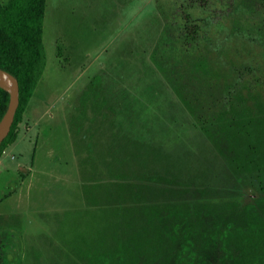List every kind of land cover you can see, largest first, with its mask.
I'll list each match as a JSON object with an SVG mask.
<instances>
[{
    "label": "rangeland",
    "instance_id": "374dc122",
    "mask_svg": "<svg viewBox=\"0 0 264 264\" xmlns=\"http://www.w3.org/2000/svg\"><path fill=\"white\" fill-rule=\"evenodd\" d=\"M175 2L47 1L46 71L18 141L0 157V230L19 235L14 256L22 264H88L90 244L100 243L103 230L110 239L123 219L113 212L121 207L115 194L105 198L103 188L100 205H91L84 187L109 184L112 172L130 175L160 204H246L257 195L153 70L160 6L170 10ZM104 68L117 77L123 109L88 104L82 113L76 99Z\"/></svg>",
    "mask_w": 264,
    "mask_h": 264
},
{
    "label": "trees",
    "instance_id": "16d2710c",
    "mask_svg": "<svg viewBox=\"0 0 264 264\" xmlns=\"http://www.w3.org/2000/svg\"><path fill=\"white\" fill-rule=\"evenodd\" d=\"M47 1L0 0V68L20 82V105L0 157L18 141L46 71ZM160 8L164 24L151 52L153 70L257 195L246 204H160L130 175L112 172L109 184L84 187L91 205H100L96 195L103 188L105 198L115 194L121 207L113 212L123 219L107 232L110 239L96 231L94 238H103L90 244L88 264H264V0H176L172 9ZM118 85L110 69H102L77 97L78 108L123 109ZM9 102L0 87V121ZM18 239L11 228L0 230V264H22L14 256Z\"/></svg>",
    "mask_w": 264,
    "mask_h": 264
},
{
    "label": "water",
    "instance_id": "95a60500",
    "mask_svg": "<svg viewBox=\"0 0 264 264\" xmlns=\"http://www.w3.org/2000/svg\"><path fill=\"white\" fill-rule=\"evenodd\" d=\"M0 87L10 94L8 109L0 121V149L9 136L20 105V82L9 71L0 68Z\"/></svg>",
    "mask_w": 264,
    "mask_h": 264
}]
</instances>
